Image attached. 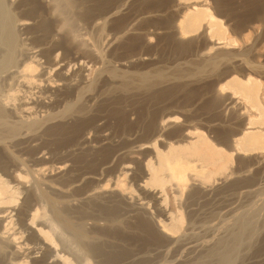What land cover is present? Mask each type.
I'll use <instances>...</instances> for the list:
<instances>
[{"label":"bare ground","instance_id":"obj_1","mask_svg":"<svg viewBox=\"0 0 264 264\" xmlns=\"http://www.w3.org/2000/svg\"><path fill=\"white\" fill-rule=\"evenodd\" d=\"M41 1L45 15L36 14L33 2L30 6L24 2L22 10L19 9L24 16L20 18L12 15L0 0V85L3 83L0 89L4 84L7 86L0 90V146L12 160L9 165V157H0V264H168L161 255L171 247L174 255L181 258L182 254H198L194 258L185 256L182 262L176 260L177 264H206L212 259L213 264H235L232 262L244 253V246L247 248L240 231L244 228L249 233L246 238H251L258 233L252 226H257L240 215L236 216V228L231 225L236 229L231 235L228 230L232 228L228 229L224 220L227 225L224 232L229 235H219L213 243L208 240L205 243L204 239V243L191 242L193 239L189 241L187 235L194 213L190 216L184 213V204L180 202L208 195L217 180L229 181L231 175L236 177L230 179L227 187L244 183L247 178H240L239 171H249L252 166L264 171V157H250L264 153V80H261L264 64L255 60L257 39L249 42L246 38L238 43L208 0H169L166 7L154 6L139 18L141 11H138V15L135 13L117 26H111L110 20L125 7L127 0L99 6L97 1L95 7L82 0ZM89 15L93 17L87 24L96 29L99 44L85 43L72 29L75 17L86 20ZM149 16H157L160 21L144 20ZM47 18L54 20L51 31H48L50 24L44 22ZM248 28L253 27L250 24L243 31ZM62 33L67 35V43L78 54L77 58L69 57L57 43ZM136 39L143 42L136 41L139 46L135 44L137 47L131 54L119 57L114 64L106 59L104 48ZM200 40L204 42L202 47L198 45ZM163 45L170 50L168 53L158 52ZM78 62L81 64L76 70L68 72L71 63L78 65ZM204 80L212 82L205 89L208 97L204 102L208 103L205 116L200 112L192 115L190 111L188 116L185 111L192 105L193 86ZM182 90L187 96L183 106L174 100ZM228 110L235 114L229 117V124L226 122L229 132L218 135L214 121ZM38 111L45 112L49 120L61 117L73 125L85 121L83 126L72 125L75 132L84 126L87 132L83 131L77 144L69 149L70 154L79 155H75V161L85 168L76 167V162L67 164L69 167L59 163L50 171L24 168V162L16 154L19 151L14 153L12 147L21 150L25 143L30 145L39 138L36 129L42 123L36 117ZM104 112L115 116L122 126H118L121 133L112 136L108 132L109 125L101 122ZM58 125L49 126L47 133L58 136L62 131ZM73 134L74 131L68 136ZM55 138L59 143L60 137ZM130 154L142 158L144 169L139 164L133 166H138L139 172L145 171L141 172L145 189L142 192L157 190L155 197L150 196L157 199L151 200L160 207L150 218L148 204L135 198L132 185L136 182L130 184L128 176H121L123 172L115 179L105 180L103 174L92 168L100 160L106 164L116 160L108 173L118 171L124 157ZM126 170L121 167L119 173ZM27 178L25 185L21 183ZM218 186L215 191L224 189Z\"/></svg>","mask_w":264,"mask_h":264},{"label":"rangeland","instance_id":"obj_2","mask_svg":"<svg viewBox=\"0 0 264 264\" xmlns=\"http://www.w3.org/2000/svg\"><path fill=\"white\" fill-rule=\"evenodd\" d=\"M4 1V4H6L7 5V7H8V9H9V11H10V13H13L12 15H18V17H23L24 15V13H22V12H20L21 10H22V6L25 4V3H29L28 5L30 6V4L31 5H33L35 8H36V14H39V13H41V15L43 14V12H44V15H45V6H44V4H43V2L41 1V0H7V1H5V0H3ZM8 1H10V2H12V3H8ZM16 1V2H15ZM27 1V2H26ZM38 1V2H37ZM86 5H88V6H90L91 7V5L92 4H94V5H92V7H95L97 4H96V2L98 3V6H99V4L100 5H104V4H106V3H114V1L113 0H107L108 2H103V0H82ZM106 1V0H105ZM112 1V2H111ZM126 1V0H125ZM169 0H127V2H125V7H123V9H125V13H123L124 12V10L122 9L115 17H113L111 20H110V25L111 26H117V25H119L121 22L123 23L126 19H128L130 16H132V15H134L135 16V13H136V15H138L137 13H139L140 11V13H139V15H138V18H139V16H142L143 14L146 16L147 15V12H146V10L148 11V10H151L152 8H155L154 6H158L159 5V7H161V8H163L162 6H164V7H166L167 6V4H169V2H168ZM218 1V2H217ZM25 2V3H24ZM35 2H37L36 4H35ZM95 2V3H94ZM142 2V3H141ZM161 2V3H160ZM21 3H22V5H21ZM124 3V2H123ZM131 3V4H130ZM138 3V4H137ZM148 3V4H147ZM208 3H209V6L213 9V11H215V13H217V15L223 20V22H224V24L226 25V26H228L227 28H228V30H229V32L230 33H232L231 35L232 36H234L235 38H236V40L238 41V43L239 42H242L244 39V41H246L247 39H250V40H247V41H252L253 39H257V41H256V44H257V42H258V47H257V45H256V51H255V55H256V59L255 60H258L259 59V62H261V63H263L264 64V0H208ZM19 4V5H18ZM26 4V5H27ZM96 4V5H95ZM110 4V5H111ZM165 4H166V6H165ZM218 4V5H217ZM5 5V6H6ZM9 5V6H8ZM17 5L19 6V7H17ZM21 5V6H20ZM138 5V6H137ZM137 6V7H136ZM20 7H21V10L19 11V9H20ZM128 7V8H127ZM133 7V8H132ZM24 9V8H23ZM39 9V10H38ZM136 9V10H135ZM144 10V12L142 13V11ZM15 11H17V12H15ZM136 11V12H135ZM139 11V12H138ZM17 13V14H16ZM95 13H97V12H95ZM129 13V14H128ZM146 13V14H145ZM20 14L22 15V16H20ZM263 14V15H262ZM43 16V15H42ZM123 16V17H122ZM260 16H262V17H260ZM91 17H93V16H90L89 15V17H86L87 19L85 20V18H80V17H78V19H77V17H75L74 19H75V21L73 20V21H71L72 23V29H73V31H77L76 33L78 34V37L80 38V39H83V41L85 42H88L89 44H93V43H100L101 42V40H99V37H98V34H97V32H96V29L94 28V27H92V26H90L89 24H87V21H89L90 20V18ZM150 18H148V17H146L144 20H147V19H149L150 21L149 22H157V21H160V20H158V19H160V18H158V19H156V17L157 16H153V18H152V16H149ZM154 18H155V20H154ZM49 19L50 20H52L51 22L49 21ZM79 19H81V20H79ZM89 19V20H88ZM162 21L164 20V19H161ZM45 23L46 22H48V23H44L45 25H47V26H49V24H50V26H49V29H48V31L50 30L51 31V29H52V26H53V23H54V20L53 19H51V18H47L45 21H44ZM75 22H77L76 24H75ZM51 23H52V26H51ZM79 23V24H78ZM247 23V24H246ZM78 24V25H77ZM252 25V27L253 28H248V29H245L244 31H243V28L244 27H246V26H249V25ZM74 25V26H73ZM236 25V26H235ZM246 25V26H245ZM51 27V28H50ZM75 27V28H74ZM241 29V30H240ZM250 29V30H249ZM249 30V31H248ZM235 31V32H234ZM81 33V34H79V33ZM240 35H239V34ZM257 34V35H256ZM81 35V36H80ZM249 35V36H248ZM61 36V37H60ZM60 36L56 39L57 40V43L59 44V45H61L60 47L61 48H63L62 50L64 51V52H66V53H69V57L71 56V57H75L76 56V58H77V56H78V54H75L74 53V50L72 49V47L70 46L71 44H68L69 42H68V37L67 38H65V36H67V35H63V33L62 34H60ZM62 36H63V38H62ZM97 36V37H96ZM239 36V37H238ZM259 36V37H258ZM241 37V38H240ZM247 38V39H246ZM259 38V39H258ZM162 39H165V38H162ZM97 40V41H96ZM58 41H60V42H58ZM98 41H100V42H98ZM134 41V40H133ZM133 41H127V42H124L125 44H123V43H119V45H118V43H115V44H112L111 46H109V47H106V48H104V51H105V57H106V59L107 60H109L112 64H114L115 62H118V60H119V57L120 58H122V57H124V56H126V54L127 55H129V54H131L135 49H136V47L137 46H139L138 44H137V42H143V40H135L134 42H136V43H134ZM165 41H166V39H165ZM68 42V43H67ZM85 42V43H86ZM135 44L137 45V46H135ZM203 44H204V42H202V40H200V44H198V45H200V47H202L203 46ZM101 46L102 47H104L102 44H101ZM164 46V45H163ZM163 46H161V48L159 47V49H158V52L159 51H164L163 53H168V51H170L169 49H166V48H168V47H163ZM261 46V47H260ZM258 48V49H257ZM260 48V49H259ZM67 50V51H66ZM133 50V51H132ZM166 50V51H165ZM72 51V52H71ZM73 53V54H72ZM75 55V56H74ZM60 56H61V53H59L58 54V57H57V60L60 58ZM122 56V57H121ZM79 64H81V62H78V65L77 64H72L71 63V65L68 67V65H67V67L68 68H70V69H68L69 71L68 72H70V71H72V70H76V68L79 66ZM74 65V66H73ZM73 69H72V68ZM60 67L58 66L57 67V69L56 70H58ZM55 70V71H56ZM264 80V78H261V80ZM263 80H262V82H263ZM208 81V82H207ZM204 80V82L203 83H201V84H197V85H194L193 86V90H194V95L192 96L191 95V97H190V100L193 98V100H192V105L191 106H193V108L191 107V106H188L189 108H190V110L188 109V107H186L187 108V112H188V114H187V112L185 111V114L186 115H188V116H190L189 115V111H190V113L193 115H197V114H199V112L202 114V115H204L205 116V114H204V112H205V106H207V104L208 103H204V102H206L207 100V95H206V91H205V89L206 88H208L210 85H212V82H211V80ZM210 81V82H209ZM214 82V81H213ZM1 85L3 86V83L1 82ZM0 85V86H1ZM263 85H264V82H263ZM6 85L4 84V87H1V89L0 90H5V88H7V86L5 87ZM197 86H199V87H197ZM197 87V88H196ZM3 88V89H2ZM263 90H264V86H263ZM202 91H204L203 92V94H202ZM186 91H184L183 92V90H182V92L180 93V92H178L176 95H175V98H174V100L175 101H177V102H175V103H180V105L181 106H183V103L185 102V99H187V96H186V94H184ZM263 94H264V91H263ZM185 95V96H184ZM196 95V96H195ZM206 95V96H205ZM203 96V98L202 99H200L201 97ZM205 96V97H204ZM206 98V99H205ZM178 99V100H177ZM201 101H200V100ZM184 101V102H183ZM202 101H203V103H202ZM236 102V104L238 105L239 103H237L238 101L236 100L235 101ZM195 104V107H194V104ZM198 103V104H197ZM196 105H197V107H196ZM200 107H202V108H200ZM203 106H204V108H203ZM238 106H241V104H239ZM193 109V110H192ZM191 110H192V112H191ZM200 110V111H199ZM201 110L203 111V112H201ZM196 111V112H195ZM229 111V110H228ZM197 113V114H196ZM225 113H226V115H225ZM228 113V114H227ZM104 118L103 119H101L102 121L101 122H103V125H104V123H105V125H109L108 126V132H111V135L112 136H116V135H118L119 133H121V130H119V128H118V126L120 127V128H122V126H120V125H118V122L117 121H115L116 120V118H115V116H113V114L110 112V114L109 115H111V116H109L108 115V112H104ZM200 114V115H201ZM224 114V115H223ZM232 114V115H231ZM37 115H38V118L37 119H39V117H40V120H41V123H42V125H40V127L39 128H37L36 129V133H37V137H39L36 141H35V139H33V141L32 142H30L31 144L30 145H26L28 148H26V146H25V144H24V146H22V149L21 150H23L24 148L28 151H21V150H19V148H18V150H17V148L16 147H12V149H14L13 150V152L14 153H16V152H18L19 151V153H16L17 155H18V158H20L21 159V161H23L24 162V168H27V169H29V170H34V169H36V168H44V169H47V171H50V170H53V168H55L56 166H58V164L59 165H61V164H63L64 163V165L66 164H69V166L70 165H73V163L74 162H76L75 160H77V156H79V155H77V154H70L71 153V151L69 150L70 148H71V150H72V148L74 147V145L75 144H77V142L76 141H78L79 140V138L84 134V132L86 133L87 131H85V126L84 127H81V129L80 130H78V131H76L75 132V130H73V129H75V128H72V121H70L69 123H66L65 121H66V119L64 120V119H62L61 117H58V118H52V119H48L46 116V114H45V112H42V111H38L37 112V114H36V117H37ZM223 115V116H222ZM222 115L219 117V118H217V120H215L214 121V123H215V132L219 135H225V134H227L228 132H229V130H228V125H226L228 122L227 121H230V119L235 115L233 112H232V110H230L229 112H224V113H222ZM44 116V117H43ZM112 116H113V118H112ZM225 116V117H224ZM105 117H107V118H110V120L109 119H105ZM229 117H230V119H229ZM115 118V119H114ZM223 118V119H222ZM44 119V120H43ZM48 119V120H47ZM88 118H86V120H87ZM114 119V120H113ZM222 119V120H221ZM52 120V121H51ZM104 120V121H103ZM106 120V121H105ZM225 120V121H224ZM44 121H47V122H44ZM89 121V120H88ZM113 123H112V122ZM218 121H221V122H218ZM60 122H62V125L61 124H59ZM64 122V123H63ZM75 122V121H74ZM85 122V121H84ZM84 122H77L76 124H74L73 126L74 127H76L77 125H79V123H80V125H84ZM107 122V123H106ZM117 122V123H116ZM227 122V123H226ZM71 128L70 129V131H69V127L66 125V124ZM82 123V124H81ZM96 123H98L97 121H96ZM220 123V124H219ZM59 124V125H58ZM229 124V123H228ZM52 125H58V126H60V127H57L61 132L59 133V135L58 136H56V134H55V136H51L50 134H48L49 132L47 131L48 129H49V126H52ZM115 125V126H114ZM64 126V127H63ZM66 126V127H65ZM117 127V128H116ZM237 128H238V126H236ZM61 128V129H60ZM84 130H83V129ZM220 128V129H219ZM46 129V130H45ZM115 129V130H114ZM65 130V131H64ZM67 130V131H66ZM82 130V131H81ZM114 130V131H113ZM69 131V132H68ZM73 131H74V133H75V135L73 134V136L72 137H69L70 135H72V133H73ZM79 131H81V132H79ZM84 131V132H83ZM46 132V133H45ZM48 132V133H47ZM66 132H67V134H66ZM114 132V133H113ZM119 132V133H118ZM227 132V133H226ZM64 133V134H63ZM69 133V134H68ZM224 133V134H223ZM60 134H61V136H68L67 138L65 137V138H63V137H61L60 136ZM79 136H78V135ZM116 134V135H115ZM39 135V136H38ZM29 137V136H28ZM55 137H60L59 138V143H58V138L56 139ZM53 138H55V139H53ZM70 138H72V139H70ZM75 138H76V140H75ZM53 140V141H52ZM55 140V141H54ZM57 140V141H56ZM60 140H61V142H60ZM71 140V141H70ZM69 143H68V142ZM73 141V142H72ZM65 143V144H64ZM75 143V144H74ZM29 144V143H28ZM67 144V145H66ZM73 144V145H72ZM32 145H34L35 147H33ZM60 145V146H59ZM71 147H70V146ZM63 146V147H62ZM37 147V148H36ZM31 148V149H30ZM34 148H35V150H34ZM39 148V149H38ZM11 149V150H12ZM17 151H16V150ZM34 151H33V150ZM37 149V150H36ZM70 151V152H69ZM4 152H5V150L3 151V149H2V147L0 146V157L2 156H5L6 154H4ZM21 152V153H20ZM27 152V153H26ZM30 152H32V155H31V153ZM70 156H69V155ZM31 155V156H30ZM37 155L39 156V157H37ZM72 155V156H71ZM74 155V156H73ZM75 155H77L76 156V159H75ZM259 156V157H264V153L262 152V153H259V154H251L250 155V157H252V158H254V156L256 157V156ZM7 156V159H9L10 158V156L7 154L6 155ZM67 156H69V157H71V158H69V157H67ZM9 157V158H8ZM37 157V158H36ZM126 157V158H125ZM124 157V159H123V162H122V166H120V168L122 167L124 170H126L125 171V173H124V171H121V173H119L120 172V168H119V170L118 171H110L109 173H108V171L110 170V169H112L113 167H110V166H112L113 165V163L115 164L116 163V160H114V161H110V162H108L107 164L104 162V161H99V163L97 162L96 164H97V166L96 167H92L93 169H94V171H95V169H96V171H98L99 172V174H103L102 176L104 177V179L105 180H107V179H109V178H112L113 177V179H115L116 178V175L117 176H120L121 174H122V172H123V174L121 175V176H125V178H126V176H128L127 178H126V180L128 181V182H130V184H133L134 182H136V183H134L133 185H132V188H133V190L136 192V193H134V195L136 196L135 198L137 199V200H139L138 198H141V200H140V202H143V203H147L148 205V211H149V218H150V214H151V216H152V214L153 215H155L156 214V209L157 208H159L160 206L159 205H157L158 204V202L157 201H155V200H157L156 198H154L155 196H154V194H156V192L155 191H157V190H154L153 191V193H151V192H149V193H147L146 192V194L145 193H143L144 191L143 190H145V189H143L142 187H143V183H142V179H141V176L144 174V173H141V172H145V171H141V172H139V169L137 168L138 166H136V168L135 167H133V166H135V165H138L139 164V166H141V169H144V165L143 164H141V162H142V160H140V159H142L139 155H136V154H130V155H127V156H125ZM139 157V158H138ZM67 158V159H66ZM74 158V159H73ZM6 159V158H5ZM36 159H37V161H36ZM40 159H42L41 161H40ZM66 159V160H65ZM71 161H70V160ZM137 161H136V160ZM39 160V161H38ZM126 160V161H125ZM129 160V161H128ZM7 161H10V162H8L9 163V165H10V163H11V158L9 159V160H7ZM62 161V162H61ZM68 161H70V162H68ZM131 161V162H130ZM137 163H136V162ZM140 161V162H139ZM104 162V163H103ZM130 162V163H129ZM134 162V163H133ZM37 163V164H36ZM75 164V163H74ZM78 164V165H77ZM124 164H126V165H124ZM129 164H131V165H129ZM68 165H67V167H69ZM109 166V167H108ZM114 166V165H113ZM143 166V167H142ZM236 165H235V162L233 163V167H235ZM76 167H80V168H82V167H84L82 164H80L79 162H76ZM97 167H98V169H97ZM127 167V168H126ZM85 168V167H84ZM91 168V169H92ZM129 168L130 169H132V170H134V171H131V170H129ZM90 169V168H89ZM259 170H260V168H259ZM258 170V168L256 167V166H252V167H250L249 168V171H239L240 172V175H238V176H240V178H241V176L242 177H245V178H242V179H246L247 178V180L244 182V183H242V182H240V183H238V184H236V186H231L230 188H229V186L227 187L226 185H229L228 183L231 181V180H233V179H235V177L236 176H234V175H231V177H229V181H225L224 179H219V180H217L216 181V183L214 184V190H211V192L209 191V192H207L208 193V195L207 194H202L200 197L199 196H197V197H195V199L194 200H196V202L194 201V200H191V199H189V201L188 202H186L187 200H185V198L184 199H182L181 200V204H184V206L183 207H185L184 209L182 208V210L183 211H185L184 213H186L187 214V212H188V214H189V216H190V214L192 213V211H193V213H194V218H193V213L191 214L192 216H190L191 217V219L193 220V224H191V226H189L190 227V229L188 230V235H187V239L190 241V239L192 238L193 240H191V242H195L196 243V241H198L197 243L199 244L201 241V243H209L210 241H211V243H213V242H215V241H217L218 239H219V237H223V236H226V235H229V233H230V235H231V231H235L236 229V225H238V223H237V220H238V218H240L241 216H243L245 219L246 218H248L247 220H249V221H251V225H256L257 227H255V226H252L253 227V229H255V231H256V228H257V230L258 231H256V232H258V233H255L251 238H246V237H248L247 236V234L246 233H248L244 228V230L242 229L240 232H242L241 233V235L242 234H244V235H242L243 237H242V241H244V242H246V243H243V244H245V245H247V248L244 246V250H243V254L242 255H239V256H237V258H238V261H237V259H235L232 263H234L235 262V264H240L242 261H245V263L246 264H264V195H262L263 193H264V171H259ZM77 171H79V170H77ZM101 172V173H100ZM247 174H246V173ZM11 173H12V175H14V173L11 171ZM241 173H242V175H241ZM136 174V175H135ZM236 174H238V173H236ZM253 174V175H252ZM140 175V176H139ZM244 175V176H243ZM115 176V177H114ZM134 176H139V177H134ZM109 177V178H108ZM131 177L133 178V180H130L131 179ZM135 178V179H134ZM219 178V177H218ZM221 178V177H220ZM248 178H249V180H248ZM130 181H129V180ZM231 179V180H230ZM27 180H29V178H27V179H25V180H20L21 181V183H23V182H27ZM138 180H140V182L138 181ZM257 180V181H256ZM133 181V182H132ZM219 181V182H218ZM249 181V182H248ZM253 181V182H252ZM222 182H224V183H222ZM250 182H252V183H250ZM257 182V183H256ZM221 183L223 184V185H225V186H221ZM12 184H13V182H12ZM24 184V183H23ZM140 184V185H139ZM245 184V185H244ZM253 184V185H252ZM260 184V185H259ZM25 185V184H24ZM136 185H138L139 186V189H138V187L136 186ZM218 185H220L221 187H223L224 189H222V190H220V189H218V191H215L217 188H219V186ZM240 187V188H238V186ZM241 185V186H240ZM133 186H135V187H133ZM216 186V187H215ZM255 186V187H254ZM258 186V187H257ZM140 187L142 188V189H140ZM234 187V188H233ZM168 188H170V187H168ZM228 188H229V190H228ZM231 188H233V189H231ZM252 188H254V189H252ZM135 189H137L138 190V192H139V190L141 191V193L139 192V193H137V190H135ZM172 190L174 189V188H171ZM220 190V191H219ZM237 190V191H236ZM245 190V191H244ZM143 191V192H142ZM260 191H261V193H260ZM244 192V193H243ZM151 193V194H150ZM243 193V194H242ZM258 193H260L261 195L259 196V194ZM147 194H148V196H147ZM137 195H139V196H137ZM150 195H152V196H154V197H152V196H150ZM244 195V196H243ZM142 196V197H141ZM146 196V197H145ZM159 195H157V197H158ZM251 196V197H250ZM138 197V198H137ZM147 197H149V198H147ZM198 197H199V199H198ZM155 199V200H151V199ZM197 198V199H196ZM144 201H143V200ZM149 199V200H148ZM148 202H147V201ZM151 200V201H150ZM192 202H191V201ZM150 201V202H149ZM255 201V202H254ZM152 202H154V203H156L155 205H154V203H152ZM190 202V203H189ZM253 202V203H252ZM256 203H257V206H256ZM261 203V204H260ZM177 204H179V202L177 201ZM150 205V206H149ZM159 206V207H158ZM163 206V205H162ZM161 206V207H162ZM255 206V207H254ZM253 208L254 210H252L251 208ZM256 207H258L256 210H257V212L255 211V208ZM260 207V208H259ZM168 208V207H167ZM166 208V209H167ZM188 208V209H187ZM242 208V209H241ZM249 208V209H248ZM187 209V210H186ZM237 209V210H236ZM245 209H247L246 210V212L244 211ZM168 210V209H167ZM188 210H190V211H188ZM249 210V211H248ZM250 210H252L251 212L253 213V214H256V215H253L251 212H250ZM260 210V211H259ZM247 211L249 212L248 214H247ZM242 213H243V215H242ZM258 213V214H257ZM187 214V215H188ZM205 215V216H204ZM241 215V216H240ZM245 215V216H244ZM247 215H249V216H247ZM257 215H258V217H257ZM232 216V218L230 219V217ZM236 216L238 217V218H236ZM240 216V217H239ZM252 216V217H251ZM253 216H255V217H253ZM220 217H222V218H220ZM225 217V218H224ZM234 217V218H233ZM256 217H257V220H256ZM137 217H135L134 219H136ZM227 218H229V220H227ZM251 218H252V220H251ZM253 218H254V220H253ZM195 219V220H194ZM222 219V220H221ZM234 219H236L235 220V222H232V221H234ZM197 220V221H196ZM206 220V221H205ZM216 220H218V221H216ZM224 220H226V224H229L228 225V229L229 228H232V230L231 229H227L228 231H230L229 233H225L224 232V230H225V227H227V225H225V223L223 222ZM197 223L198 221V223L197 224H195V222ZM204 224H202L201 222ZM221 221V222H220ZM230 221V222H229ZM254 222V224H253V222ZM215 222V223H214ZM218 222V223H217ZM257 222V223H256ZM213 223V224H212ZM256 223V224H255ZM187 224V223H186ZM185 224V225H186ZM200 224V225H199ZM261 224H262V226H261ZM216 225V226H215ZM231 225H233L234 227H232ZM196 226V227H195ZM201 226H203V227H201ZM204 226H206V227H204ZM211 226V227H210ZM223 228H222V227ZM188 227V226H187ZM193 227H195V228H193ZM204 228V229H203ZM208 228H209V230H208ZM214 228V229H213ZM216 228V229H215ZM219 228H220V231H219ZM234 228V229H233ZM194 229V230H193ZM200 229H202V230H200ZM222 229V230H221ZM250 229H252L251 227H250ZM260 229V230H259ZM206 230V231H205ZM208 230V231H207ZM217 230V231H216ZM195 233H194V232ZM198 231H199V233H198ZM204 231V232H203ZM211 231V232H210ZM216 231V232H215ZM226 231V230H225ZM227 231V232H228ZM190 232H192V233H190ZM196 232H197V234H196ZM259 232H260V234H259ZM204 233V234H203ZM207 233V234H206ZM217 233V234H216ZM189 234H191V235H189ZM192 234L194 235V236H192ZM206 234V235H205ZM224 234V235H223ZM198 235V237H196V239H195V236H197ZM215 236V238H214V236ZM217 235V236H216ZM220 235V236H219ZM248 235H249V233H248ZM199 236H200V238H199ZM202 236V237H201ZM219 236V237H218ZM262 236V237H261ZM205 237V238H204ZM212 237V238H211ZM228 237L229 236H227L226 237V239H228ZM245 237V238H244ZM207 238H211V239H207ZM218 238V239H217ZM195 239V240H194ZM198 239V240H197ZM202 239H204V240H202ZM213 239H214V241H213ZM245 239V240H244ZM200 240V241H199ZM208 240V241H207ZM250 240V241H249ZM257 240V241H256ZM204 241V242H203ZM207 241V242H206ZM248 242V243H247ZM256 242V243H255ZM251 243V244H250ZM255 243V244H254ZM190 244H192V243H190ZM258 244V245H257ZM253 246V247H252ZM259 246V247H258ZM170 249V251L168 250L167 252H166V254H165V252H164V254L163 255H161V256H163V257H165L166 258V262L169 264H177V262H176V260L178 261V262H182V260H184V259H186V257L187 256H189L190 255V257H192V258H194V256H197L198 254H195L196 252H191L190 254H182V258L180 257L181 255H178V254H176V255H174V253H173V249H172V247L171 248H169ZM249 249V250H248ZM246 250V251H245ZM248 251V252H247ZM169 252V253H168ZM251 252V253H250ZM255 252V253H254ZM259 252V253H258ZM170 253H171V255H173V256H171L170 255ZM247 253V254H246ZM253 253V254H252ZM168 254H169V257H167L168 256ZM249 255V256H248ZM176 257V259H175V257ZM186 256V257H185ZM242 258H241V257ZM260 256V257H259ZM36 257H39V254L38 255H36ZM251 257V258H250ZM168 258V259H167ZM171 258V259H170ZM178 258V259H177ZM250 258V259H249ZM248 259V260H247ZM170 262H169V261ZM240 260H241V262H240ZM251 260V261H250ZM172 261V262H171ZM173 261L175 262V263H173ZM210 261H212V262H215L214 261V259H212V260H209V261H207L206 262V264L208 263L209 264V262ZM212 262H210V264H213ZM237 262V263H236ZM238 262H240V263H238ZM244 262H242V264H245ZM163 264H165V263H163ZM205 264V263H204Z\"/></svg>","mask_w":264,"mask_h":264}]
</instances>
